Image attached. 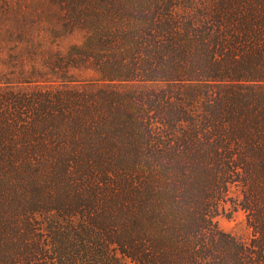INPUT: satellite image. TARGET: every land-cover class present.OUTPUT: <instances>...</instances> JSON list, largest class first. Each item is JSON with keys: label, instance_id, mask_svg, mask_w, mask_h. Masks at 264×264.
I'll use <instances>...</instances> for the list:
<instances>
[{"label": "trees", "instance_id": "trees-1", "mask_svg": "<svg viewBox=\"0 0 264 264\" xmlns=\"http://www.w3.org/2000/svg\"><path fill=\"white\" fill-rule=\"evenodd\" d=\"M80 7L99 81L0 90V264H264V0Z\"/></svg>", "mask_w": 264, "mask_h": 264}, {"label": "rangeland", "instance_id": "rangeland-1", "mask_svg": "<svg viewBox=\"0 0 264 264\" xmlns=\"http://www.w3.org/2000/svg\"><path fill=\"white\" fill-rule=\"evenodd\" d=\"M81 1L0 0V90L83 87L99 81L90 62H70L79 53L72 47L84 43L91 47L92 42L87 41L90 33L96 36L110 26L96 19L91 8L86 11L80 7ZM70 10L80 11L79 18ZM131 85L139 88L141 84ZM253 88L259 93L264 83ZM237 195L236 187L231 186L228 196L236 199ZM223 206V212L215 217L218 227L240 240L248 239L250 229L244 211L230 201Z\"/></svg>", "mask_w": 264, "mask_h": 264}]
</instances>
